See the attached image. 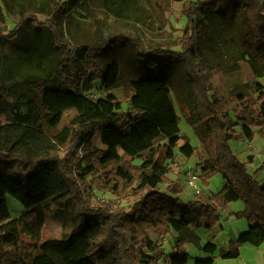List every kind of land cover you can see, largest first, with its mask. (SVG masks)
<instances>
[{"label": "trees", "instance_id": "trees-1", "mask_svg": "<svg viewBox=\"0 0 264 264\" xmlns=\"http://www.w3.org/2000/svg\"><path fill=\"white\" fill-rule=\"evenodd\" d=\"M20 1L21 21L0 34V40L15 49L24 66L19 81L32 97L9 102L0 89L10 113L7 123L0 125V264H158L164 256L163 239L172 233L165 264H188L186 242L206 254L217 250L211 242L199 244L195 232L204 227L203 216L218 221L236 201H242L244 209L229 217L245 219L248 228L219 251L220 258L237 259L242 245L261 246L264 184L257 177L264 172V163L250 173L251 156L241 162L230 142L236 128L247 142L256 134L264 141V84L254 80L238 85L227 101L222 99L211 79L227 63L230 68L225 71L232 72L234 62L225 58L213 30L200 23L199 14L222 15L230 6H239L238 59H245L260 78L264 77V0H188L182 8L187 21L181 37L148 51L134 38L115 33L99 44L62 41L58 22L69 24L89 0ZM95 1L115 18L132 4V0ZM172 2L148 0L158 18ZM35 13L46 19L38 21ZM28 20L36 29L30 39L23 28ZM124 40L135 51V63L145 70L128 82V96L118 100L110 93L102 98L84 94L96 82L106 92L120 88L117 65L107 63L103 55H110L109 47ZM173 69L183 81V93L177 96L180 114L200 131L204 158L180 132ZM96 136L103 148L92 145ZM79 147L84 152L75 157ZM176 153L187 160L196 158L205 187L221 175L220 191L209 196L199 191L194 201L180 198L183 188L167 178L170 170L165 164ZM88 179L97 189L130 203L129 210L112 213L109 206L91 208ZM162 184L164 192L159 190ZM6 196L23 207L19 218L12 219ZM48 201L70 220L69 231L59 239L42 238L43 216L36 211ZM194 264L215 261L209 257Z\"/></svg>", "mask_w": 264, "mask_h": 264}, {"label": "rangeland", "instance_id": "rangeland-1", "mask_svg": "<svg viewBox=\"0 0 264 264\" xmlns=\"http://www.w3.org/2000/svg\"><path fill=\"white\" fill-rule=\"evenodd\" d=\"M45 1L51 3V0ZM186 1L188 0H173L170 10L158 18L151 10L148 0H132V4L128 6L129 9L122 11L121 16L115 18L101 10L95 0H89L83 3L77 13L73 14V20L69 24L58 22L57 27L62 41L72 44L80 40L99 44L109 34L115 33L134 38L143 51H148L151 48L165 46L167 43H171L173 40L181 37V31L187 21L182 13V8ZM6 2L7 5L0 0L1 35L7 34L21 21L20 4H23V2L20 0H6ZM37 2L38 0H35V3ZM34 16L40 22L46 19L42 14L35 13ZM199 20L202 25L208 26L213 30L214 38L218 42L225 58L234 62V70L232 72L225 71L227 68H230L229 63H227L224 69L214 72L211 79L213 88L224 101H227V96L231 89L238 85L250 84L254 80L264 84V77H255L248 62L245 59H238L240 58L239 46L241 43L242 23V14L239 6H230L225 14L223 13L222 15L201 13L199 14ZM23 28L29 39L34 36L36 29L32 20L26 21ZM171 50H178V48L171 47ZM109 52L110 55L104 54L103 57L107 63H115L117 65L120 88L106 92L96 82L90 91L83 93L93 98H102L110 93L118 100H121L123 96L126 97L129 94L128 82L136 78L142 71L145 72V70L144 68L143 70L139 68L135 63V51L127 40H124L119 46L111 45ZM22 73H24V66L15 49L8 42L0 40V89L6 92L9 102L16 103L18 99L26 101L32 97L31 92L19 81ZM172 78L175 81V88L177 90L173 94V98L176 110L180 116V132L189 138L190 144L204 158L205 152L200 142V131L196 129L195 125L190 126L180 114L181 105L177 102V96L183 93V81L178 70L173 69ZM122 106L124 110L127 109L126 103ZM22 110L24 111V109ZM9 116V105L0 96V125L7 123ZM239 135L242 136L240 129L236 128L235 136L230 142V147L237 158L241 162H246V156L252 153L256 160L255 165L264 161V141L256 134L252 143L248 145L243 137L239 138ZM92 145L103 148L100 144V136L94 138ZM83 152L84 148L79 147L74 150L73 154L75 157H81ZM64 155L65 151L61 148L59 156L62 158ZM249 156L253 157L252 155ZM165 164L170 170L167 178L183 188V194L180 198L184 201L196 200V194L199 191L205 193L206 189L204 188L207 187L203 186L199 180V172L196 170V158L187 160L176 153L174 159L172 161L166 160ZM188 173H191L195 177L198 191L188 185L186 181ZM88 182L91 186L92 194L90 197L91 208L109 206L112 213L120 209L129 210L130 203L119 201L107 191L97 189L90 179H88ZM209 183L210 188L207 192L217 193L222 188L223 179L221 175H216ZM165 189L166 186L164 184L159 186L161 192H164ZM6 203L12 219H17L22 215L23 207L18 200L6 196ZM241 204V202L230 204V210L228 211H237L241 207ZM228 211L223 216L221 213V218L215 221L216 224L212 226L215 230L214 232H210L205 226L197 230L199 244L205 245L207 242H211L216 245V252L213 255L206 254L198 250L191 243L186 242L185 249L190 256L188 264H194L196 259H206L213 256L215 257V264H264V242L258 248L250 245L241 246L240 256L237 259L224 260L220 258L219 251L221 249L226 250L230 241H235L237 236L248 227L245 219L229 217L230 213L227 215ZM36 212H40L43 216V239H59L69 231L71 224L68 215L62 210H57L51 201L40 205ZM226 216L229 220L226 219ZM207 219L211 218L203 216V225L207 222ZM174 235L172 233L164 237L161 246L164 256L158 264H165V256L170 254L172 250ZM151 239H155L154 236H151Z\"/></svg>", "mask_w": 264, "mask_h": 264}, {"label": "crops", "instance_id": "crops-1", "mask_svg": "<svg viewBox=\"0 0 264 264\" xmlns=\"http://www.w3.org/2000/svg\"><path fill=\"white\" fill-rule=\"evenodd\" d=\"M242 136H240L239 135V138H241ZM244 141H246L245 139H244ZM247 142V141H246ZM252 142H247V144L249 145V144H251ZM263 153H264V150H263ZM249 155H252L253 157H252V162H251V164H249V165H247V169L250 171V173H253V172H255L263 163H264V161H261V162H259V163H257L256 165H255V157H254V155L251 153V154H249ZM249 155H247L246 156V159H247V157H249ZM263 159H264V155H263ZM251 166H252V169H251ZM257 181L260 183V184H264V172H261L259 175H258V177H257ZM223 186V185H222ZM209 188H210V183H209V186L207 187V188H204V189H206V191H205V193H206V196H209L210 194H212V193H214V192H211V193H209V192H207V190H209ZM218 192V191H217ZM216 193V192H215ZM237 202H241L242 204H241V207L237 210V211H228V213H227V215L229 214V213H237V212H239V211H241V210H243L244 209V204H243V202L242 201H236V202H234V203H237ZM233 204V203H232ZM230 210V209H229ZM223 215H225V213H222V216ZM226 219H228L229 220V218H227V216H226ZM216 223H215V221H213L212 219H207V222L206 223H204V226L206 227V228H208V230L211 232H214L215 230L212 228V226L213 225H215ZM248 228V227H247ZM247 228H246V230H247ZM245 230V231H246ZM195 234L196 235H198V231H196L195 232ZM238 237V236H237ZM201 246H203L202 244H200ZM242 246H246V245H242ZM209 258V257H208ZM213 259H214V261H215V257L213 256L212 257Z\"/></svg>", "mask_w": 264, "mask_h": 264}, {"label": "built area", "instance_id": "built-area-1", "mask_svg": "<svg viewBox=\"0 0 264 264\" xmlns=\"http://www.w3.org/2000/svg\"><path fill=\"white\" fill-rule=\"evenodd\" d=\"M186 181L191 188L198 191V187L195 184V177L191 173L187 174Z\"/></svg>", "mask_w": 264, "mask_h": 264}]
</instances>
